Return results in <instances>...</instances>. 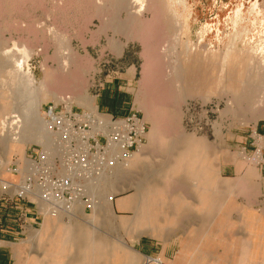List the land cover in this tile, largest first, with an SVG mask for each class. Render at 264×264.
<instances>
[{
	"label": "rangeland",
	"instance_id": "374dc122",
	"mask_svg": "<svg viewBox=\"0 0 264 264\" xmlns=\"http://www.w3.org/2000/svg\"><path fill=\"white\" fill-rule=\"evenodd\" d=\"M118 47H125L121 63L114 59V55L119 54ZM5 49L10 51L6 55L2 54ZM154 51L159 55L150 60ZM246 52L264 61V0H0V111H6V115L21 113L25 118L23 109L30 107L31 114L37 109L36 119L41 122L39 107L44 103L67 101L84 108L74 103L66 91H57L63 93L62 99H59L62 93L53 95V91L61 87L60 83H74L72 86L79 88L94 106L98 89L105 78L116 75V66L134 64L135 75L127 87L131 100L140 115L144 117L147 110L153 115L150 121L145 120L147 140L136 154L135 161L140 163L133 169L134 176L130 180L133 179L136 186L154 189L145 181L146 173L160 176L172 170L171 161H190L187 155L191 153L197 155L194 165L173 176L174 189L179 190L188 182L194 185L196 180L189 174L195 170H217L216 180L223 203H235L237 207L230 213L231 219L238 222V218L241 221L246 214L244 219L249 221L250 215L255 213L263 220L260 211L264 209V111H260L262 106L257 107L252 99L238 96L234 74L219 72L222 62L233 70L246 66L254 70L246 61ZM16 61H21L32 74L33 82L27 81L25 76V79L18 77ZM197 66L208 73L203 80L209 89L203 87L199 92L185 94L179 81ZM132 70L133 67L129 69ZM55 74L63 80H52L57 77ZM250 77L252 83L260 87L254 73ZM155 99L158 102H154ZM35 104H38L36 109ZM174 111L177 117L171 121L166 116ZM6 115L0 121L6 120ZM254 132L260 134L261 139ZM4 135L0 132L3 163L7 153L15 151H8L10 143H5L7 136ZM153 137L156 139L151 140ZM160 139L162 145L158 142ZM45 140L39 136V141H25L16 152L21 154L28 143H45ZM203 144L206 147L202 152ZM258 154L263 159L256 163ZM247 168L258 171L259 176L255 171L247 174ZM125 177L122 182L111 184L110 192H104L103 196L96 194L97 207L87 209L85 215L79 214L73 222L66 223L56 217L46 219L27 238L15 241L14 256L22 257L23 264H30L33 257L37 258L34 264H53L52 257L44 259L42 252L48 248L51 252L69 228L81 226L83 234L100 238L110 251L120 246L117 251L128 255L126 264H162L147 262L118 242L123 239L129 247L140 251L141 237L154 241L147 253L141 254L158 259L165 248L170 259L166 262L170 264L178 251L176 241L183 232L195 228L197 222L185 219L182 222L187 228L185 231L178 221L173 227L166 226L160 236H149L145 234L150 233L149 230L144 232L132 223L119 226L121 218L130 221L135 218L130 209L117 212L114 207V199L128 198L135 193L134 185L130 186V180ZM210 188L214 190L213 186ZM111 195V212L105 214L100 208L109 206L107 200ZM49 221L51 223H47ZM130 236L134 237L132 242ZM248 243L257 246L260 242L248 238ZM214 245L216 256L221 253L226 256L223 264H231L237 242L222 238ZM222 245H227L226 252ZM71 248H67V253ZM117 251L114 249L113 254ZM250 252L254 258L258 256V249H250ZM106 259L104 264H117L116 260L108 261V256ZM96 261L102 264L100 258ZM12 262L16 264L13 257Z\"/></svg>",
	"mask_w": 264,
	"mask_h": 264
},
{
	"label": "crops",
	"instance_id": "0c3cea01",
	"mask_svg": "<svg viewBox=\"0 0 264 264\" xmlns=\"http://www.w3.org/2000/svg\"><path fill=\"white\" fill-rule=\"evenodd\" d=\"M109 45L106 47L108 52H110ZM118 48L119 54L114 55V59L117 63H121L125 47ZM116 67V75L110 79L105 78L98 89L95 95L96 104H94V107L96 106L99 110L115 115H126L131 112L139 114L134 107V103L131 100L130 93L127 89L131 78L135 75L136 70L134 64ZM131 67H133L132 72L129 71ZM147 133L145 141L141 147L146 143ZM150 139L154 140L156 137ZM158 142L162 145L161 139ZM189 146L193 147L192 145ZM205 147L206 144H203L201 148L202 152L205 151ZM24 149L25 147H23L21 154L16 151H11V153L9 152L10 154L7 153L8 157L4 163L0 159L1 179L14 181L18 178L17 175L9 173L7 168L12 164H20L22 162ZM138 151L136 152L138 153ZM135 153L133 154L134 158L131 161L129 174L127 176L128 180L134 176L133 169H135L140 163L138 160L135 161L137 154ZM188 155L187 157H190V161H171V167H173L172 170L166 171L160 176L154 175L153 173H146L144 176L145 181H149V183H151L150 186L154 189L143 188V186L140 185L136 186V182L133 181V179L128 182L130 186L131 184L134 185L135 193L128 198L114 199L113 202L117 212L120 209L128 208L135 214V218L132 221L127 218H121L118 223L119 226L125 227L129 223H132V225H135V227L140 228L144 232L149 230L150 233H145L149 236H160L166 226L173 227L178 221L181 223V228L186 231L187 228H185L184 223L182 222L185 219L193 220L194 222H197L196 227L192 230L183 232L182 235H180L179 239L176 241L178 242L177 254L174 256L170 264H223L226 256L225 254L222 255V253L216 256L217 248L214 245L215 241H220L222 238L225 240L227 239V241L237 242V250L235 249L237 252L235 253V257L232 256L231 264H264V219L259 220V216L256 217L255 213L252 214V216L250 215L253 219H248L249 221L244 219L245 217L247 218L246 214H244L241 221L239 218L238 222L231 219L230 213L236 210L237 207L235 203H223L216 180L217 170H206L203 168L195 170L192 174H189V177L196 180L194 185H189L188 182L186 185L181 186L179 190L173 188L175 187V183L174 186H171L176 180L173 176H178L183 170L187 171L184 168L192 167L194 165V159L197 155L191 153ZM262 161H264V159ZM175 166L176 169H174ZM246 170L247 174L254 173L255 171L253 168H247ZM255 174L259 176L258 171H255ZM149 176H151V178L148 180ZM240 180L242 181L243 179ZM169 186H171V188ZM211 186H213L214 190L210 188ZM243 188L246 189V186ZM146 189L149 190L147 191ZM187 197L189 200H187ZM18 203L20 205L19 211L25 212L28 223L23 228L20 223L15 221V217L19 213L18 209L3 208V205L0 203V264H13L12 257L13 259L15 258L16 264H23L22 257L17 255L14 256L16 248L13 243L27 238L30 232L35 231L37 227H40L41 224L45 223V220L48 217L46 216L42 219L37 218V214L28 203L22 200L18 201ZM100 209L104 210L105 214H110L111 212L110 206H102ZM97 210L99 211V208ZM260 213V217L264 218V209H262ZM48 218L54 220L53 217ZM47 223L51 222L49 221ZM79 235H83V228L81 226L69 228L64 235H61V237L63 236L61 243L59 242V244L56 241L55 244H58L62 249H65L68 240L73 237H79ZM87 235L89 236V234ZM90 236L89 238L92 242V246L94 247V245H96L98 251L106 252L108 261L113 259L117 261V264H126V256L128 255L126 253L124 255L122 252L117 251L120 246L114 248L117 251V254H113L114 249L110 251L108 249L109 246L105 244L104 241L96 236ZM248 238L256 239L260 243L257 246L250 245L248 243ZM133 239L134 237H129L131 242ZM118 242L122 244V248L128 247L135 254L141 255L147 262L156 263L157 261H160L162 264H168L166 261L170 262V259L165 254V248L160 252L158 259L141 254L147 253L149 245L154 244V241L152 240L141 237L138 242L140 251L129 247L123 239ZM222 246L226 252L227 245ZM206 247L210 251H207L205 249ZM250 249H258V253H256L258 256L256 258L251 254ZM59 264L66 263L61 258Z\"/></svg>",
	"mask_w": 264,
	"mask_h": 264
},
{
	"label": "built area",
	"instance_id": "2783aa9c",
	"mask_svg": "<svg viewBox=\"0 0 264 264\" xmlns=\"http://www.w3.org/2000/svg\"><path fill=\"white\" fill-rule=\"evenodd\" d=\"M6 117L16 127L14 138L21 130V118L17 113ZM40 118L49 143H28L22 162L7 168L18 178H0V203L19 211L22 200L37 218L56 217L70 223L94 207L96 194L111 191L109 186L127 170L129 160L144 143L147 123L136 112L115 115L67 101L44 103ZM6 124H1L3 135ZM15 221L25 227V212L19 211Z\"/></svg>",
	"mask_w": 264,
	"mask_h": 264
},
{
	"label": "bare ground",
	"instance_id": "6f19581e",
	"mask_svg": "<svg viewBox=\"0 0 264 264\" xmlns=\"http://www.w3.org/2000/svg\"><path fill=\"white\" fill-rule=\"evenodd\" d=\"M140 7H139V9H140ZM13 48H14V46H13ZM158 49L160 50L161 48L159 47ZM20 51L22 52L21 49H20ZM9 52L10 51L5 49V51H3L2 54L6 55ZM246 53H247V56H248V57H246V61H247V63L251 64V66L253 67V69L255 71L252 70L248 66H246V68H242L241 70H233L231 68L225 67L226 66L225 63L222 62V64L220 65L221 67H219L222 70L219 71V72H223L224 73L226 71L227 73H230V75L234 74L233 79L235 81V88L237 89V91H239L238 92V96H241V97H243V98H245V99H247L249 101L252 99L251 102H253V103L255 102L257 107L258 106H262L259 110L260 111H264V105H262V103L264 102V61L262 59H259V57H258V59H255L253 53H251V52L250 53L246 52ZM156 55H159V53L154 51L153 55H151V57H150V60H151V58H154ZM223 56L226 57L225 55H223ZM23 57H25V56H23ZM14 63H16L15 64L16 68L15 67L14 68L17 69L16 71L19 74V75L17 74L18 77L20 76L21 78H24V79L26 77L27 81H32V78H33L32 74L30 72H28V70H25V68L21 64V61H19V62L16 61ZM148 63H149V61H148ZM193 64H196V63H193ZM197 68H198V66L196 67V70H194V72L190 70L189 73L186 75V77L181 78L180 81H179L181 83L179 85H183V87H181V88L183 89V91H185V94H193V93L199 92L198 90L200 88H203V87H207V89H209L208 86L205 85V81L203 80V78H205V77L207 78L209 76L208 73H206L205 71L201 70L200 68L199 69H197ZM62 69H64V67ZM48 72L46 73V76H49ZM217 73H218V71H217ZM252 73H254V75H255V82L261 84L260 87H259L258 84L252 83V80H251V77H250V75ZM54 76L56 77L57 75L55 74ZM174 78H176V77H174ZM174 78H172V79H174ZM57 79H59L61 81L63 80V79L59 78V76H57L56 78H53L52 80L55 81ZM54 81H53V84L56 83ZM66 81H68V80H65V82ZM72 85L66 84V83H60L59 86H61V87L59 89L57 88V90L53 91L54 93L53 92L52 93H53V95H56V94H61L62 92L64 93V91H66L68 93V96L72 97L74 103H76L77 105L82 106V107H84L86 109H93L94 106H93L92 100L91 99L90 100L85 99V97L81 94V90H79V88H75V86L73 87ZM56 87H57V85H56ZM178 87H180V86H178ZM68 88L69 89L71 88L73 91L72 90L68 91L69 90ZM179 90H181V89L179 88ZM57 91H62V92L58 93ZM183 91L181 90L182 93H183ZM66 92H65V96H66V98H68V96L66 95ZM63 93L60 96L58 95L59 99L64 98ZM69 100L71 101V98H69ZM154 102H158V100L155 99ZM259 104H261V105H259ZM37 106H38V104L33 105V107H35L34 109H36ZM34 109H32V107H31V110H34ZM36 110H35V114H31L32 112L30 111V107L24 108L23 112H24L25 118L23 117V115L21 113L17 114L18 116H20L22 123H21V127H20L21 130H20L18 136H16V134H14L13 135L14 138H12V134L15 132V128L16 127L12 126L10 124L11 122H8V120H7L8 118L7 117H6V120L3 121V125H4V123L6 124V122H7V124L9 123L8 125L7 124L5 125L6 130L4 129L7 132V134H6L7 139L5 140V143H10L8 151H10V150L20 151L25 141H31V140H34V141L38 140L39 141V136L42 137V140L46 139L45 140V143L47 142L46 144L49 143V136L47 135L46 130H45V125H44L43 121L40 118V107H39V118H40L41 122H39V120L36 119L37 118V114H38V112ZM4 113H3V111H0V119L5 118L6 114H4ZM152 115H153V113L150 112L149 110H147V112L144 114L143 118H144V120H149L150 121V118L152 117ZM166 117H168V119H170L171 121H175V119L177 117V112L176 111H174L173 113L170 112V114H167ZM1 124H2V121H0V130L2 129ZM254 134L256 135V137L261 139V135L260 134H258L256 132H254ZM148 135H151V132H149ZM9 137H10V139H9ZM12 139H14V140H12ZM12 141L15 142V143H13ZM45 143H40V144L45 145ZM7 147H8V144H7ZM7 147H6V151H7ZM133 158H134V155L129 160V163H128V166H127V170L123 173V175H121L120 177L116 178L117 182H119L121 180L123 181L124 177L128 176L129 170H130L131 161H132ZM261 158L262 157H260V155L258 154L257 155V161L255 160L256 163L257 162H261ZM248 169H250V168H248ZM126 178L127 177H125V179ZM101 195L103 196V193H101ZM101 201H105V199L101 200ZM110 201H111V197H108L107 202H108L109 206H110ZM99 206H100V204H99ZM96 207H97V205H95V208ZM46 219H49V218L47 217ZM69 238H71V237H69ZM71 239L68 240V243L66 244V246H65L66 248L65 249H62L60 245L55 244L53 246V249H52L51 252H48L49 248L46 251H43L42 255H43L44 259H45V257L51 256L53 264H58L60 262L61 258H62L63 261L64 260L66 261L65 262L66 264H97L98 261H96V258H100V261H101L102 264L107 262L106 252L98 251L96 249L97 247H93L92 243H91V240H90V238H89V236L87 234L79 235V237H73ZM68 247H72L71 248L72 251H69L67 253V248ZM36 259L37 258L33 257L31 262L29 261V263L30 264H34L35 262H37ZM41 263L42 262H40V264ZM36 264H39V263H36Z\"/></svg>",
	"mask_w": 264,
	"mask_h": 264
}]
</instances>
